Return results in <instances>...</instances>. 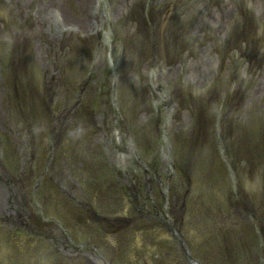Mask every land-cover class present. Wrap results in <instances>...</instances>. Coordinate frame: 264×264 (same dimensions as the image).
I'll return each instance as SVG.
<instances>
[{
    "label": "rangeland",
    "instance_id": "obj_1",
    "mask_svg": "<svg viewBox=\"0 0 264 264\" xmlns=\"http://www.w3.org/2000/svg\"><path fill=\"white\" fill-rule=\"evenodd\" d=\"M262 135L264 0H0V221H41L37 196L77 229L15 255L0 223V264H191L166 219L198 264H264Z\"/></svg>",
    "mask_w": 264,
    "mask_h": 264
}]
</instances>
